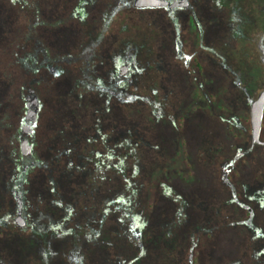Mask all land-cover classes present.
I'll return each instance as SVG.
<instances>
[{
    "label": "rangeland",
    "instance_id": "374dc122",
    "mask_svg": "<svg viewBox=\"0 0 264 264\" xmlns=\"http://www.w3.org/2000/svg\"><path fill=\"white\" fill-rule=\"evenodd\" d=\"M262 92L264 0H0V264H264Z\"/></svg>",
    "mask_w": 264,
    "mask_h": 264
},
{
    "label": "water",
    "instance_id": "95a60500",
    "mask_svg": "<svg viewBox=\"0 0 264 264\" xmlns=\"http://www.w3.org/2000/svg\"><path fill=\"white\" fill-rule=\"evenodd\" d=\"M264 108V92L259 96L257 101L254 102L251 112V124L253 127L254 135L257 134L260 128L262 112Z\"/></svg>",
    "mask_w": 264,
    "mask_h": 264
},
{
    "label": "trees",
    "instance_id": "16d2710c",
    "mask_svg": "<svg viewBox=\"0 0 264 264\" xmlns=\"http://www.w3.org/2000/svg\"><path fill=\"white\" fill-rule=\"evenodd\" d=\"M169 244H170V242H169ZM115 248H116V249L114 250V252H117V254L122 252V251H121V246H120V244H119L118 242H117Z\"/></svg>",
    "mask_w": 264,
    "mask_h": 264
}]
</instances>
